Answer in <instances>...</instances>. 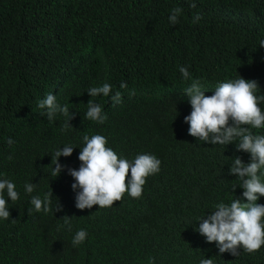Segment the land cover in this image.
<instances>
[{
	"label": "trees",
	"instance_id": "trees-1",
	"mask_svg": "<svg viewBox=\"0 0 264 264\" xmlns=\"http://www.w3.org/2000/svg\"><path fill=\"white\" fill-rule=\"evenodd\" d=\"M191 3L0 0V179L12 181L19 194L13 202L4 193L10 218H0V264H200L212 255L196 231L198 221L209 216L206 201L217 195L226 202L225 184L233 189L236 183L223 174L215 192L190 173L205 171L195 165L197 150L214 148L188 134L184 118L192 109L180 89L196 79L206 84L241 76L258 81L257 95H264V67L259 66L264 0H195L196 8ZM177 7L182 12L173 25L169 17ZM196 13L202 19L193 23ZM110 61L114 63L107 69L104 62ZM180 67H187L190 79L183 78ZM122 82L146 92L160 88L171 93L159 98L147 94L103 124L86 119V91L105 83L113 91ZM50 93L74 114L69 121L73 129L62 130V114L52 122L43 115L47 109L39 102ZM259 106L264 110V102ZM251 131L264 135V128ZM85 134L103 135L108 147L130 161L140 154L160 160L141 197L125 193L111 207H76L80 189H72L75 180L68 169L81 165ZM68 145L75 147L73 153L59 158L66 167L54 177L52 157ZM232 159L228 156L226 162ZM242 159L247 164L250 155L244 153ZM26 183L36 184L30 194ZM51 190L52 210L37 212L31 198L43 199ZM58 203L62 211L55 212ZM257 203L264 205V197ZM65 215L73 217L71 231L62 220ZM80 229L87 237L74 247ZM241 252L237 264H264V246L252 254Z\"/></svg>",
	"mask_w": 264,
	"mask_h": 264
},
{
	"label": "clouds",
	"instance_id": "clouds-1",
	"mask_svg": "<svg viewBox=\"0 0 264 264\" xmlns=\"http://www.w3.org/2000/svg\"><path fill=\"white\" fill-rule=\"evenodd\" d=\"M190 7L196 8L195 0H192ZM181 12V8H173L169 22L173 25L178 23ZM201 19L202 15L196 13L193 23H198ZM260 46L264 48V40L260 41ZM259 55V66L264 67V55L262 52ZM113 63L114 61L104 62V66L110 69ZM179 71L184 79L191 78L187 67H180ZM258 89V81L246 80L241 76L235 80L219 79L206 84L196 79L190 87L180 89L182 95L185 96L186 93L192 109L184 118V122L189 125L188 134L201 142L212 144L214 148L197 150L195 165L205 171L201 174L196 171L190 173L203 188L215 192L221 189L223 174L236 183L233 189L225 184L223 193L226 202H219L217 195L206 201L208 205L204 206V211L208 210L206 214L209 216H203L198 221L196 231L206 238L205 245L210 246L213 252L211 256L202 258L200 264H237L242 249L252 254L264 246V205L257 203L260 197H264V181L261 180V175H264L261 172L264 169V135H256L251 131L264 128V110L259 106L264 102V95H257ZM156 90L157 93L150 90L146 92L140 86L127 87L123 82L113 91L112 85L108 83L103 86L93 85L86 91L89 102L85 118L103 124L108 119L107 116L141 100L147 94L157 95L159 98L165 93H171L162 92L160 88ZM39 107L47 109L43 115L49 122L59 113L66 118L62 130L73 129L69 121L75 118L74 114L70 113L67 104L60 105L53 93L40 101ZM83 141L85 146L78 156L81 162L79 169H68V174L75 180L72 189H80L76 195V207L81 211L92 209L96 205L99 208L111 207L125 193L132 198L141 197L146 179L160 169L161 162L154 155L140 154L133 161L118 155L107 146L108 140L103 135L89 137L85 134ZM7 142L9 145L14 143L11 138ZM74 148L68 145L55 151L51 162V165H55L51 173L54 177H58L66 167L59 163V158L70 157ZM244 153L250 155V162L247 164L242 159ZM183 155L187 158L190 156L187 152ZM231 155L232 161L226 162V158ZM24 187L30 194L35 190L36 184L26 183ZM5 190L8 199L13 202L19 199V194L12 181L0 179V218L8 220L10 211ZM52 198L51 190L43 199L33 196L30 204L37 212L43 210L47 213L52 210ZM58 211H62L59 203L55 209V212ZM72 218L65 215L62 219L69 231ZM86 237V230H78L72 240L73 246L82 244ZM86 246L90 254V245Z\"/></svg>",
	"mask_w": 264,
	"mask_h": 264
},
{
	"label": "water",
	"instance_id": "water-1",
	"mask_svg": "<svg viewBox=\"0 0 264 264\" xmlns=\"http://www.w3.org/2000/svg\"><path fill=\"white\" fill-rule=\"evenodd\" d=\"M244 162V161H243ZM245 163V162H244Z\"/></svg>",
	"mask_w": 264,
	"mask_h": 264
}]
</instances>
